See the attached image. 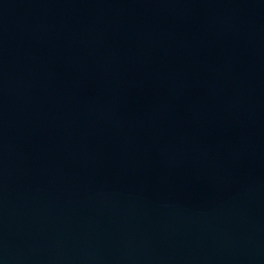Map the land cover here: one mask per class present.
I'll use <instances>...</instances> for the list:
<instances>
[{
	"label": "water",
	"instance_id": "95a60500",
	"mask_svg": "<svg viewBox=\"0 0 264 264\" xmlns=\"http://www.w3.org/2000/svg\"><path fill=\"white\" fill-rule=\"evenodd\" d=\"M0 264H264V0H0Z\"/></svg>",
	"mask_w": 264,
	"mask_h": 264
}]
</instances>
